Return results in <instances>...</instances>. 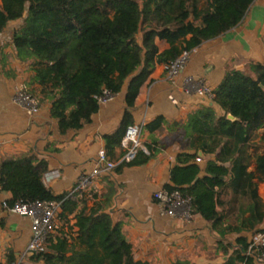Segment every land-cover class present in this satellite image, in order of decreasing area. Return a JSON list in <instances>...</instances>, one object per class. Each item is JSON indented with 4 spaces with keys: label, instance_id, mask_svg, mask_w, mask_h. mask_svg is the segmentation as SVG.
Listing matches in <instances>:
<instances>
[{
    "label": "trees",
    "instance_id": "16d2710c",
    "mask_svg": "<svg viewBox=\"0 0 264 264\" xmlns=\"http://www.w3.org/2000/svg\"><path fill=\"white\" fill-rule=\"evenodd\" d=\"M253 2L0 0V34L8 24L20 23L12 32V47L20 59L30 61L33 83L38 86L34 97L49 104V116L60 135L77 133L89 124L99 108L97 99L104 92L118 94L127 81L122 121L104 138V153L109 155L121 144L125 129L133 125L130 110L155 66L168 65L183 52L192 53L237 27ZM157 39L167 43L165 51L159 52ZM211 100L222 114L206 106L189 115L182 128L192 153L177 156L178 165L170 170L172 185L165 189L177 191L189 201L192 214L214 226L220 220L216 207L226 184L223 178L230 176L229 186L244 196L247 188L256 196L257 184L264 183V152L255 153L253 147L255 132L264 130V61L249 62L244 69L228 68ZM166 124L158 117L143 129L153 135ZM156 145V140L142 143L146 152L137 151L131 161L121 162L115 170L144 165L155 155ZM199 152L214 157L207 160L201 177L200 166L194 162ZM252 160L255 170L248 172ZM229 161V168L218 164ZM47 171V163L31 154L0 160V192L11 195L8 205L56 202L60 213L67 209L71 204L68 194L55 196L43 184ZM253 179L257 184H252ZM74 219L75 242L83 249L68 247L66 239L49 245L48 239L46 251L29 259L44 264H135L132 246L102 207L81 208ZM247 247L242 244L228 264L250 261L244 257ZM13 262L9 259L6 264Z\"/></svg>",
    "mask_w": 264,
    "mask_h": 264
},
{
    "label": "crops",
    "instance_id": "0c3cea01",
    "mask_svg": "<svg viewBox=\"0 0 264 264\" xmlns=\"http://www.w3.org/2000/svg\"><path fill=\"white\" fill-rule=\"evenodd\" d=\"M11 24L14 23L8 24L0 34V160L34 155L48 165L43 184L55 196L68 194L71 204L59 212V228L50 236L49 245L57 239H66L68 247L72 245L77 251L83 249L75 242L74 215L81 208L88 210L95 205L102 207L118 224L132 246L135 264H228L242 244L249 245L254 233L264 231V183L257 184L256 179L252 180V184H257L256 196H252L249 188L244 196L236 194L234 187L229 186L230 176L223 178L226 184L216 207L220 220L214 226L192 213L186 221L171 219L153 198L155 193L167 191L166 186L172 185L170 170L178 165L177 156L192 153L182 128L189 115L206 106L222 114L211 99L188 93L184 79L199 78L214 91L228 68L244 69L249 62L263 63L264 0H254L237 27L194 50L173 82L167 78V65L155 66L139 88L130 110L133 125L142 126L141 144L157 141L155 155L144 165L124 167L117 172L115 169L125 152L121 144L118 145L106 155L116 164L115 168L99 176L85 192H72V189L80 177L94 167L99 151H105V136L119 127L125 111L127 81L118 94L99 104L89 124L77 133L60 135L56 122L49 116V104L38 102V112L30 116L12 100L17 85H23L33 96L37 95L38 86L33 83L30 61L20 59L12 47V31H7ZM155 43L159 52L168 48L163 40L157 39ZM158 117L167 124L149 135L143 127ZM255 134V153H263L264 130L259 129ZM253 153L251 148L250 154ZM197 156L201 158L197 163L201 177L207 160L214 157H204L200 152ZM218 164L230 167V161ZM254 170L252 160L247 171ZM9 200V193L0 192V264H6L9 259L17 261L30 238V221L2 208V202ZM71 208L72 214L69 213ZM20 264L44 262L28 259ZM242 264L264 263L250 259Z\"/></svg>",
    "mask_w": 264,
    "mask_h": 264
},
{
    "label": "built area",
    "instance_id": "2783aa9c",
    "mask_svg": "<svg viewBox=\"0 0 264 264\" xmlns=\"http://www.w3.org/2000/svg\"><path fill=\"white\" fill-rule=\"evenodd\" d=\"M190 54L183 52L176 60L166 66V75L170 82H173L182 72L189 60ZM183 84L188 93L192 92L200 98H213L212 89L199 78L186 77ZM111 97L109 93L104 92L97 100L101 104L107 102ZM12 100L24 108L30 116L39 110L38 100L23 85L15 87ZM141 132L142 126L139 125H132L125 129L121 140V146L125 152L120 159L121 162L131 161L139 150L146 152L141 144ZM200 161V157L195 158L196 163ZM115 166L116 164L108 160L103 150L99 151L94 167L90 172L80 177L72 192H85L94 184L99 176L109 173ZM51 174L54 175L55 173ZM153 198L158 202L167 217L180 222L190 218V203L187 199H183L177 191H160L155 193ZM7 202H2L3 209L11 214L27 218L30 221V238L26 249L17 261L11 263L20 264L21 261L28 260L32 255L41 254L46 251L48 239L59 228L58 214L60 212V205L56 202L40 201H16L12 205H8ZM244 257L245 259L264 263V231L253 234Z\"/></svg>",
    "mask_w": 264,
    "mask_h": 264
},
{
    "label": "rangeland",
    "instance_id": "374dc122",
    "mask_svg": "<svg viewBox=\"0 0 264 264\" xmlns=\"http://www.w3.org/2000/svg\"><path fill=\"white\" fill-rule=\"evenodd\" d=\"M20 23H14V24H11L8 28H7V31H14L15 30V28H17L18 27V25H19Z\"/></svg>",
    "mask_w": 264,
    "mask_h": 264
},
{
    "label": "water",
    "instance_id": "95a60500",
    "mask_svg": "<svg viewBox=\"0 0 264 264\" xmlns=\"http://www.w3.org/2000/svg\"><path fill=\"white\" fill-rule=\"evenodd\" d=\"M227 118H228L229 120H233V117L230 116V115H228Z\"/></svg>",
    "mask_w": 264,
    "mask_h": 264
}]
</instances>
